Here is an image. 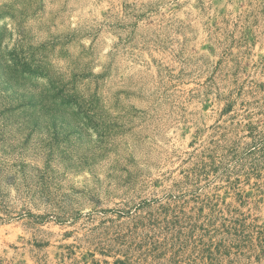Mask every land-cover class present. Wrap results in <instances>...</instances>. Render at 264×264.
<instances>
[{
  "label": "rangeland",
  "instance_id": "rangeland-1",
  "mask_svg": "<svg viewBox=\"0 0 264 264\" xmlns=\"http://www.w3.org/2000/svg\"><path fill=\"white\" fill-rule=\"evenodd\" d=\"M0 264H264V0H0Z\"/></svg>",
  "mask_w": 264,
  "mask_h": 264
}]
</instances>
